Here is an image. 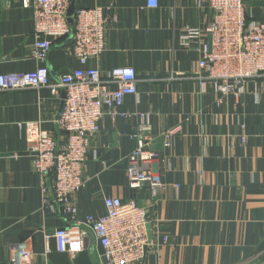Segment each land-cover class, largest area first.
Here are the masks:
<instances>
[{
  "label": "crops",
  "instance_id": "crops-1",
  "mask_svg": "<svg viewBox=\"0 0 264 264\" xmlns=\"http://www.w3.org/2000/svg\"><path fill=\"white\" fill-rule=\"evenodd\" d=\"M110 2L118 19L109 27L106 51L89 64L103 74L133 67L139 95L119 108L128 116L107 113L91 140L77 220L105 214V197L135 199L149 217L141 264H264V75L247 80L239 93L202 83L204 38L185 44L183 37L211 21L207 0H160L156 9L144 0H76V7ZM245 2L249 21H264V1ZM34 31L23 0H0V74L46 65L57 82L81 66L71 36L56 40L44 62L35 59ZM64 97L63 88L58 95L49 88L0 91V264H13L24 241L33 248V264H101L91 232L81 251L58 250L53 233L71 221L46 205L44 187L54 175L36 172L28 152L25 123L39 119L65 144L57 124ZM137 113L149 115V148L160 153L154 169L165 186L156 192L150 183L131 187L127 175ZM177 127L168 141L167 132Z\"/></svg>",
  "mask_w": 264,
  "mask_h": 264
},
{
  "label": "built area",
  "instance_id": "built-area-1",
  "mask_svg": "<svg viewBox=\"0 0 264 264\" xmlns=\"http://www.w3.org/2000/svg\"><path fill=\"white\" fill-rule=\"evenodd\" d=\"M73 0H23L24 8L32 10L35 25L33 56L44 62L54 42L72 37V51L81 66L54 82L48 66L13 75L0 74V91L49 88L65 97L57 124L65 133V144L42 129V121L25 123L28 152L33 166L44 179L54 175L51 187H44L46 205L58 209L71 224L53 233L61 252L76 253L84 248L90 232L100 247L101 264H141L149 244L148 210L135 199L105 197L106 212L100 217L88 215L77 220L78 195L86 186L84 167L91 140L101 129L102 118L119 112L129 95H139V78L133 67H114L102 73L91 66L107 49L108 30L118 17L115 5L76 7L70 25L68 11ZM149 9L160 6V0H144ZM264 1V0H254ZM213 10L211 21L203 31L188 29L185 44L193 37H203L204 56L199 67L202 83L210 80L224 93L242 92L245 83L264 75V21L248 20L245 0H207ZM212 38L210 49L208 39ZM138 123L131 135L136 147L128 158L127 175L131 187L150 183L154 192L165 184L154 169L160 157L151 150L152 125L149 115L137 113ZM181 131L167 132V140ZM244 140V139H243ZM168 144V143H167ZM34 251L28 241L16 245L13 264H33Z\"/></svg>",
  "mask_w": 264,
  "mask_h": 264
},
{
  "label": "water",
  "instance_id": "water-1",
  "mask_svg": "<svg viewBox=\"0 0 264 264\" xmlns=\"http://www.w3.org/2000/svg\"><path fill=\"white\" fill-rule=\"evenodd\" d=\"M75 11H76V0H73L70 5L69 11H68L70 25H73L74 23L73 17H74ZM209 46L211 49L212 48V38L211 37L209 38Z\"/></svg>",
  "mask_w": 264,
  "mask_h": 264
}]
</instances>
